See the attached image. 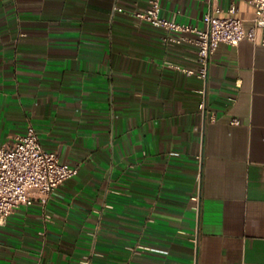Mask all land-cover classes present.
Here are the masks:
<instances>
[{"label": "crops", "instance_id": "1", "mask_svg": "<svg viewBox=\"0 0 264 264\" xmlns=\"http://www.w3.org/2000/svg\"><path fill=\"white\" fill-rule=\"evenodd\" d=\"M149 1L0 0V144L32 125L78 168L0 223V264H264L262 31L220 44L204 82L191 34L113 13ZM213 9L255 17L161 0L199 29Z\"/></svg>", "mask_w": 264, "mask_h": 264}, {"label": "built area", "instance_id": "2", "mask_svg": "<svg viewBox=\"0 0 264 264\" xmlns=\"http://www.w3.org/2000/svg\"><path fill=\"white\" fill-rule=\"evenodd\" d=\"M251 4L255 8V17L249 29L243 19L234 15L233 9L228 16L221 15L219 9L207 13L203 20L204 29L176 23L161 16V0H150L145 9L115 7L113 13L172 33L191 34L188 41L197 47L199 67L188 73L207 82L212 56L220 44L238 46L244 40L254 42L257 31L261 30L264 45V0H251ZM169 40L175 41L173 38ZM200 108L205 109V103ZM232 123L239 124V121ZM77 174V167L64 163L57 152L43 147L35 128L29 125L26 134L13 143L0 144V223L21 206H30L36 200L46 204L59 186ZM193 241L197 243L196 239ZM82 264H90L89 259Z\"/></svg>", "mask_w": 264, "mask_h": 264}]
</instances>
